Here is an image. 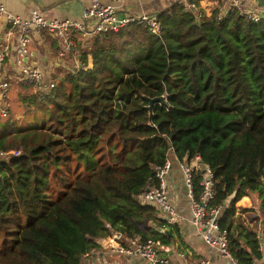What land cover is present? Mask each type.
I'll use <instances>...</instances> for the list:
<instances>
[{
	"label": "trees",
	"instance_id": "1",
	"mask_svg": "<svg viewBox=\"0 0 264 264\" xmlns=\"http://www.w3.org/2000/svg\"><path fill=\"white\" fill-rule=\"evenodd\" d=\"M155 13L160 35L137 21L99 34L84 67L59 65L52 91L25 99L33 115L0 123V150L19 151L0 154V264H87L116 233L170 242L175 224L138 197L170 149L212 169L238 261L263 257L236 202L259 199L264 237V16L197 17L180 1Z\"/></svg>",
	"mask_w": 264,
	"mask_h": 264
},
{
	"label": "built area",
	"instance_id": "2",
	"mask_svg": "<svg viewBox=\"0 0 264 264\" xmlns=\"http://www.w3.org/2000/svg\"><path fill=\"white\" fill-rule=\"evenodd\" d=\"M123 0H89L81 10L80 18L66 17L47 18L39 9H31L29 15L21 17L8 11L0 3V13L5 16L7 25L5 31L8 34L17 30L18 46L14 58L15 66L18 67L20 79L32 86L33 91L39 98L48 95L55 84V77H46L41 67L31 64L26 59L30 51V44L33 40V33L45 30L49 35L56 37L59 43L58 55L60 59L69 53L72 57L73 68L83 66L77 58L81 47L91 45L96 37L105 32L116 31L131 21H137L145 25L153 34H161V24L156 13H120ZM183 4L185 10L191 11L195 16L200 17L202 11L198 8L197 0H178ZM234 9L245 18L258 20L264 16L262 10L246 7L243 0H230L229 10ZM229 10L215 13L216 17H222ZM79 41V42H78ZM9 54V47L5 45L0 50V123L9 116L10 106L8 94L10 83L5 74L4 65ZM163 101L166 100V95ZM17 149L0 150V154H18ZM172 150L168 152L164 162L158 165L155 170V179H152L139 194V199L144 203L156 206L162 217L169 224H174L179 219L175 206L171 203L169 187L166 177L173 165L171 158ZM177 158V157H176ZM178 166L181 169L186 193L189 198L191 212L190 221L201 235L203 241L214 248L218 254L230 264H241L232 254L227 236V230L219 225V216L222 211L221 205H213L211 200L215 195L216 179L212 169L200 161L198 154L191 159H178ZM198 174V185L200 190L196 195L194 190V175ZM116 233V237H119ZM255 235L259 238V248L264 249V237L261 228L256 230ZM127 243L120 245L118 250L124 254L138 255L149 264L168 263V257L161 255L159 247L160 239L145 238L140 235L128 237ZM187 264H209L205 258H190L185 251L179 252ZM249 264H264L257 259Z\"/></svg>",
	"mask_w": 264,
	"mask_h": 264
},
{
	"label": "crops",
	"instance_id": "3",
	"mask_svg": "<svg viewBox=\"0 0 264 264\" xmlns=\"http://www.w3.org/2000/svg\"><path fill=\"white\" fill-rule=\"evenodd\" d=\"M176 1L178 0H123L119 12L121 14L128 12L134 14L155 13ZM88 2L89 0H0V3L8 11L21 17L28 16L30 10L35 8L41 10L47 18L60 19L66 17L80 18L81 10ZM197 3L202 13L209 15L229 10L230 0H197ZM243 3L246 7L264 12V0H243ZM6 25L5 16L0 13V50L5 45L9 47V54L6 57V64L4 65L5 74L9 73L11 79L21 81L18 67L14 63L18 46L17 30L7 35L5 31ZM41 33L42 31L40 33H33V40L30 44V51L26 60L31 64L39 65L47 76L50 75L56 78L58 66L64 64L66 67H70L73 60L69 53L65 54L63 59H60L56 49L50 45L49 41L43 39ZM52 37L50 38L57 40L56 37ZM170 156L173 159V165L166 180L169 187L170 200L179 214V219L174 223L177 229L173 230L171 241L162 243L159 247L158 252L168 257V263L163 264H187L180 256V251H185L190 258H205L209 264H230L214 248L208 246L203 241L201 235L190 221L189 198L186 193L183 175L178 166L176 156L173 153ZM158 214L162 217L160 211ZM98 242L100 247L87 254V264H149L138 255L120 252L118 247L123 245V243L119 241L116 234L98 238ZM125 243H127V239H125ZM263 260L264 252L263 257L258 259V261L262 262Z\"/></svg>",
	"mask_w": 264,
	"mask_h": 264
},
{
	"label": "rangeland",
	"instance_id": "4",
	"mask_svg": "<svg viewBox=\"0 0 264 264\" xmlns=\"http://www.w3.org/2000/svg\"><path fill=\"white\" fill-rule=\"evenodd\" d=\"M71 65L72 64H70V66ZM62 66H65V65L63 64ZM67 68H69V66ZM43 72L45 73L44 70ZM6 76L8 77V80L10 83L9 94H8V103L10 106L9 114L11 115L12 113V116L17 117V119L19 120L24 118V115L26 112L33 115L34 114L33 107L28 106L27 104L28 102L25 100L29 98L32 93H34L32 86L28 83L24 84L23 81L21 82L19 80L11 79V76L9 75V73ZM45 76L52 77L50 75L47 76L46 74ZM258 201L259 199L257 197L254 198L252 196H243L236 202L238 210L242 209L243 207L247 208L243 212V217L249 223L251 224L254 223L257 230H259L260 228V222L258 221L260 218V211L258 209ZM252 207H254L255 209Z\"/></svg>",
	"mask_w": 264,
	"mask_h": 264
},
{
	"label": "water",
	"instance_id": "5",
	"mask_svg": "<svg viewBox=\"0 0 264 264\" xmlns=\"http://www.w3.org/2000/svg\"><path fill=\"white\" fill-rule=\"evenodd\" d=\"M147 100H148V108L151 107V105L154 103V102H157V101H163V96L162 95H157V96H153V97H147Z\"/></svg>",
	"mask_w": 264,
	"mask_h": 264
}]
</instances>
